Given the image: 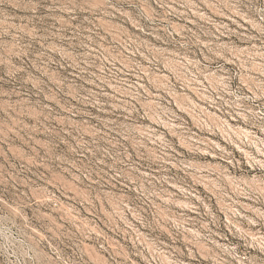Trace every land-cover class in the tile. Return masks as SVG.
<instances>
[{
  "label": "rangeland",
  "instance_id": "1",
  "mask_svg": "<svg viewBox=\"0 0 264 264\" xmlns=\"http://www.w3.org/2000/svg\"><path fill=\"white\" fill-rule=\"evenodd\" d=\"M0 264H264V0H0Z\"/></svg>",
  "mask_w": 264,
  "mask_h": 264
}]
</instances>
